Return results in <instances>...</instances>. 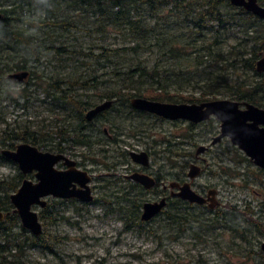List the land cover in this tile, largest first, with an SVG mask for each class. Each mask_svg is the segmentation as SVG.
I'll use <instances>...</instances> for the list:
<instances>
[{
    "label": "rangeland",
    "instance_id": "obj_1",
    "mask_svg": "<svg viewBox=\"0 0 264 264\" xmlns=\"http://www.w3.org/2000/svg\"><path fill=\"white\" fill-rule=\"evenodd\" d=\"M178 1L181 3L178 10L168 6L159 13L151 12L150 26L156 27L159 32L166 23L178 25L180 32L187 37V43L195 42V46L185 47L189 58H201L206 52L205 48L216 41V47L212 50L220 55L213 56L209 62L204 60L206 63L200 66L192 63L190 67L183 65L174 69L176 73L181 69L182 74H190L194 80L200 81L182 85L181 88L172 85L170 93L198 98L211 90L218 94L215 100H228L224 95L227 91L225 83L253 84L256 78L252 72L241 70L238 64L232 65L233 57L229 56L231 47L243 44L244 35L240 25L238 27L230 21L227 26L220 27L212 20L201 22L188 11L185 0ZM176 2L172 0L173 4ZM190 2L197 5L195 0ZM258 4L264 7V2ZM3 10L7 11L10 20L8 28L23 30L25 34L38 37L46 45L58 49L57 52L49 50L44 53L40 65L29 59L27 70L33 75H28L21 82H8L5 76L0 77V131L8 127L16 131L28 129L35 132L46 144V148H41L42 152H48L58 143L56 133L59 127L63 131H73L79 124L72 114L76 111L67 100L61 101L66 103L62 107L46 95L55 94L50 87L52 81L60 79L66 82L72 76L74 82L78 80V84L73 86L78 99L98 105L109 101L99 100L98 94L123 88L122 75L117 77L114 73L125 72L127 62L150 60L152 66L164 53L151 44V51L140 48L138 56L124 51L115 54L114 51L119 48L133 47L134 38L132 35L122 36L115 28L107 27L106 20L98 12L82 5L80 0H47L46 3L40 0L23 3L0 0V12ZM148 16V13H144V17ZM20 18L29 22L21 23L17 20ZM182 19L183 23L180 24ZM63 26L66 27L63 29ZM103 49L109 50V53L103 52ZM170 72L173 75V71ZM92 74L97 77V82H89L90 86L81 87L80 82L89 80ZM214 78L221 85L213 88L207 86L206 81ZM70 87L68 83L63 84V88ZM140 87L143 90L149 88L148 85ZM1 92L6 93L7 99L3 98ZM54 96L58 97L59 94ZM110 108L106 110L107 114L91 121L90 127L84 130L91 142L88 146L72 147V142L68 140L62 143L64 148L72 147L66 156L94 178L90 184L96 188L94 201L90 204L77 201L54 204L48 201L47 208L54 207L53 213L58 215L55 216L64 218L61 222L52 223L39 218L45 244L52 247V253L30 248L26 238L32 235L22 228L18 220L13 233L25 243L23 240L17 243L21 249L17 252L11 250V254L26 264H264V258L260 255V244L264 238L253 227L245 225L248 232L245 235L247 241H244L227 229L229 219L223 218L217 219L218 226L214 228L211 223L206 229L209 232L195 227L193 231L196 236L184 232L174 239L171 234L176 228L172 231L164 222L165 214L173 205L166 207V213L153 221L143 223L140 220L141 209L137 220L131 213L132 205L119 199L123 190L132 185L124 178L125 168H138L131 162L128 153L145 151L150 157V167L146 173L157 181L163 184L185 182L188 167L194 163L203 172L193 181V189L198 193L216 190L220 214H227L231 218L232 214L245 213L244 218L249 222L259 219L264 211V170L253 166L227 139L200 154L198 159L195 156L197 148L208 146L218 132V121L211 119L209 124L193 125L185 121L163 120L136 111L130 105L121 106V103H114ZM19 144L22 143H16ZM18 173L20 171L15 163L0 162V182L16 184L14 178ZM26 178L33 180L29 176ZM134 195L142 206L144 202L157 201L164 194L161 186H158L151 191L131 189V196ZM32 210L39 217L43 211L38 207ZM191 210L195 214L202 212L197 208ZM208 217L213 218L212 215Z\"/></svg>",
    "mask_w": 264,
    "mask_h": 264
},
{
    "label": "trees",
    "instance_id": "obj_2",
    "mask_svg": "<svg viewBox=\"0 0 264 264\" xmlns=\"http://www.w3.org/2000/svg\"><path fill=\"white\" fill-rule=\"evenodd\" d=\"M16 1L23 3L28 0ZM167 1L168 0H80L82 5L98 12V15L106 20L107 27L115 28V30L122 36L132 35L134 38L135 45L133 47L128 49L119 48L114 51L115 54L118 55L119 51H124L127 53L131 52L129 54L138 56V50L140 48L141 50L149 49L151 51V44H154L155 47L159 48L162 53L164 51L161 58L152 66L150 60L139 59L137 63H133L132 61L127 62L125 72L114 73L117 77L122 75V78L120 79L123 88L119 90L110 89L102 94H98L99 100L105 99L112 101V104L121 103V106H128L130 100L135 97L172 104H198L216 99V95L218 94L211 90L210 93L203 94L198 98L194 96H181L178 93H170L169 88H171L172 85H177V87L181 88L182 85H190L192 83H199L200 81L196 79L194 80V77L190 74H182L181 69L178 70V73H176L174 69L180 68L183 65L190 67L192 63H196L197 66H200L212 60L213 56L220 54H218V52L214 54V51L212 50L216 47V41L214 45L212 44L205 48L206 52L201 58H199L200 56L189 58L185 47L195 46V42L189 45L186 40L187 37L185 38V34L180 32L177 27L178 25H168L166 23L159 32L155 29L156 27H151V12L155 13L158 11L159 13L168 6H172L175 10L181 8V3L178 0L175 4L172 3V0H169V2ZM185 1L187 9L191 15L194 18H198L201 22L204 20H212L220 27L227 26L230 21L235 22L238 27L240 25V30L244 35V39L242 40L243 44L238 47H231L229 53V56L233 57L231 64H238L241 67V70L248 73L252 72L256 79H254L253 84L243 83L230 85L225 83L224 86L226 85L225 87L227 91H225L224 95L228 100L249 103L264 109V73H257L255 69L257 60L262 54H264V21L259 20L243 9L233 7L228 0H195L197 5H191L190 1L194 0ZM257 2H264V0H257ZM192 6H195V8H192ZM224 10H228V12L224 13ZM144 13H148V18L144 17ZM183 19L179 22L180 24L183 23ZM17 20L21 23L29 22L25 18ZM9 21L7 11H1L0 22L3 23L4 29L0 30V77H6L11 73L22 71H27L30 77L33 74L31 71L27 70L28 60L32 59L40 65V59L44 53L49 52V50L57 52L58 49L51 48L38 37H34L31 34L27 35L28 33L25 34L23 30L8 28L7 25ZM65 27L66 26H63L62 28L64 29ZM103 52L109 53V50L103 49ZM158 52L160 51L158 50ZM21 53L23 55H20ZM199 59H201L200 62ZM204 60H206L205 63L203 62ZM170 71H173V75ZM168 73H170V75H168ZM91 77L92 78L87 81L80 82L81 87H88L90 86L89 84L97 82V77L94 74H92ZM77 79L78 78H76V80ZM73 80L75 79L70 76L66 82L60 79L52 81L50 87L55 91V94L50 95L49 93H46L47 96L52 97L53 102L62 107L66 103H62L61 101L67 100L75 109L76 113L74 112L72 114L78 119L79 123L73 131H68L66 129L63 131V128L59 127V130L56 133L57 137H59V141L52 148L47 150L50 153L68 154L73 146H88V144L91 143L88 140V136L84 134V130L89 123L83 125L86 123L83 114L94 105H92L90 101L87 102L78 99L79 96L75 94L76 90L73 89V86L78 84V80L76 82ZM216 80L217 79L215 78L207 80V86L213 88L221 85ZM6 81L9 82L10 80L6 79ZM223 81L225 82V80ZM147 82L148 84H146ZM64 83H68V85L71 86V89L63 88ZM142 85H148L149 88L143 90L140 87ZM153 86H155V88H153ZM24 92H26V90H24ZM1 93H3V98L7 99L6 93ZM57 93L59 96H54ZM67 93H72V95ZM104 114H107V112H102L100 118L104 116ZM19 130L20 131H16L7 127L0 131V162L11 163V161L1 155V151L5 149L13 150L16 143L29 144L36 147L38 150L46 148V144L41 142V137H37L35 132H29L28 129ZM67 140L72 142V147H62V143H67ZM243 159L244 161H247L245 158ZM14 179L17 181L16 184H14V182L8 184L0 182V212L8 214L5 220L0 223V264H26L23 260H18L11 254V250L17 252L21 249V246L16 244L23 240H19L20 237L13 233V228L19 219L16 214L11 213L13 207L10 204L9 196L11 195L10 192H15L17 190L19 182L22 181L21 174L18 173ZM137 205L138 208L141 207L140 203ZM172 205L173 207L169 212L166 213L165 210H163L161 214L166 213L164 222L168 229L173 231V229L176 228V231L171 234L174 239L178 238L179 235L184 232H190L193 233V236H196V233L193 231V228L195 227L199 229L201 228L202 231L209 232L206 230L209 228H204L202 225L201 219L198 217L199 213L195 214L188 206L177 200L170 201L167 207ZM46 208L40 213V219H43V221L48 219L49 223L61 222L64 220V218H59L57 217V214L53 213L54 207L49 206L47 209ZM131 213L133 216H136L137 220H139L138 212L134 211L133 206ZM244 214L245 213L235 214V218L239 220L241 224H245V221L243 220ZM226 215L227 214H219L220 217H225V219H227ZM226 227L228 230L230 229L228 224ZM244 228L245 226L242 225L241 229ZM233 231L238 235V226L233 228ZM43 236L44 233L39 237L30 236L28 239L26 238V241L30 243V248L47 250L52 253V247L45 244L46 240ZM239 236H241V234H239ZM23 242L25 243V240H23Z\"/></svg>",
    "mask_w": 264,
    "mask_h": 264
},
{
    "label": "water",
    "instance_id": "obj_3",
    "mask_svg": "<svg viewBox=\"0 0 264 264\" xmlns=\"http://www.w3.org/2000/svg\"><path fill=\"white\" fill-rule=\"evenodd\" d=\"M235 7L250 13L259 20L264 21V7L257 0H228ZM257 73H264V57H261L255 65ZM27 71L11 73L6 76L7 80L21 82L28 77ZM112 101H105L97 105L85 115L87 121H91L97 115L109 109ZM132 109L148 113L168 121H185L190 124H200L211 118L219 123V134L213 139L212 145L227 139L238 148L244 156L259 169H264V109L249 103H240L231 100H211L198 104H172L161 103L144 98L135 97L129 102ZM205 148L201 147L198 152ZM1 155L15 163L20 172L26 176L33 174L35 182L24 179L19 189L9 196L14 214L19 219L21 226L29 231L34 237L42 233V225L38 214L33 207L44 208L46 197L58 199L76 198L81 202H90V190L87 183L90 181L86 172L78 170L73 160L61 154L42 152L29 144H19L13 150H2ZM130 159L143 167L149 165L148 156L145 152H130ZM59 162L67 167L66 171L56 168ZM199 175L198 167L191 165L188 176L193 179ZM131 179L144 188H153L155 180L144 174L135 173ZM73 183H77L80 189H76ZM170 189H178L174 196L187 201L202 205L204 198L193 192L189 184L179 186L170 183ZM214 194V192H212ZM166 200L145 203L141 219L148 221L158 216L165 208ZM5 214L0 212V222ZM264 251V245L262 246Z\"/></svg>",
    "mask_w": 264,
    "mask_h": 264
},
{
    "label": "flooded vegetation",
    "instance_id": "obj_4",
    "mask_svg": "<svg viewBox=\"0 0 264 264\" xmlns=\"http://www.w3.org/2000/svg\"><path fill=\"white\" fill-rule=\"evenodd\" d=\"M260 59V58H259ZM258 59V60H259ZM257 60V61H258ZM101 104V103H100ZM99 105V104H98ZM97 105H94L93 107H91V109H89L88 111H90V110H92L93 108H95ZM108 110V109H107ZM88 111H86V113L88 112ZM104 112H106V110L104 111ZM86 113H85V115H86ZM85 115H84V119H85ZM97 118H100V114L99 115H97L95 118H93L91 121H93L94 119H97ZM211 119H215V118H211ZM211 119H209V120H211ZM86 120V119H85ZM208 120V121H209ZM216 120V119H215ZM91 121H87L86 120V122L87 123H91ZM202 123H204V122H202ZM87 125L86 126V128L87 127H90V125ZM201 124V123H200ZM198 125V124H197ZM218 129H219V124H218ZM218 134H219V130H218V132L216 133V135L211 139V142H210V144L208 145V146H200V147H198L197 148V150H196V153H195V156H196V158L198 159V157H199V155L200 154H203V153H205V152H207V151H209L210 150V148L211 147H213V146H215L216 144H220L222 141L223 142H225V140L226 139H222L220 142H218V143H216V144H214V145H212V141H213V139L214 138H216L217 136H218ZM89 145V144H88ZM73 147H75V146H73ZM201 147H203V148H205L202 152H198L197 153V151L201 148ZM132 152V151H131ZM143 152H145V151H143ZM130 153V152H129ZM129 153H128V157H129ZM146 154H147V156H148V160L150 159V157H149V155H148V153L147 152H145ZM54 154H56V153H54ZM61 155H64L65 157H67L66 156V154H61ZM68 158V157H67ZM130 158V157H129ZM70 159V158H69ZM70 160H72V159H70ZM131 160V159H130ZM249 161V160H248ZM75 162V161H74ZM131 162L134 164V166H136V167H138V168H135V167H132V166H130V167H126L125 168V176H124V178L126 179V180H129V181H131V183H132V185L130 186V187H128V188H126V191H124L123 190V193H121V196H120V202H122V201H125V202H127V203H130L132 206H133V209H134V211H137L138 212V215H139V209H141L140 210V220L143 222V223H148V222H150V221H153L155 218H157L158 216H156V217H154L153 219H150V220H148V221H143L142 219H141V217H142V215H143V212H144V210H143V205L145 204V203H151V202H144V203H142V206H141V208H138L137 206V204H139V201L140 200H138L137 199V196L136 195H134V196H131V189H134V188H138V189H142V190H144V191H151V190H154L155 188H157L158 186H161V188H162V190H163V196L162 197H160L157 201H154V202H159L161 199H165L166 200V206H165V208L168 206V204H169V202L170 201H172V200H177V201H179V202H182L184 205H186V206H188L189 207V209H195V208H197L198 210H200V211H202V212H200L199 214H198V217H199V219H201V222H202V225L204 226V228L206 227H209L210 226V224L212 223V225H211V227L212 228H214V227H216V226H218V220L217 219H223L222 217H220L219 216V214H220V209H219V207H220V203H219V201L217 200V191L216 190H214V189H208L205 193H203V192H200V193H198L197 191H195L194 189H193V186H192V183H193V181L195 180V178H197V177H199L200 175H201V173L203 172V169L200 167V166H198V165H196V164H194V163H191L190 165H189V167H188V172H187V174H186V177H187V180L185 181V182H169L168 184H163V183H161V182H159V181H157L155 178H153L150 174H148V173H146L147 172V170H148V168L150 167L149 165H150V160H149V165L147 166V167H143V166H141V165H139V164H136V163H134L132 160H131ZM250 162V161H249ZM76 163V162H75ZM191 165H194V166H196V167H198V169H199V175L197 176V177H195V178H193V179H191L189 176H188V173H189V168H190V166ZM253 165V164H252ZM254 166V165H253ZM78 170H81V171H84V172H86L87 173V175L89 176V178H90V181L87 183V186H88V188H89V190H90V196L92 197V200L90 201V202H81L80 200H78V199H76V198H70V199H58V198H54V197H46L45 199H43V200H45V202H46V206L44 207V208H40V207H38L39 209H41V211L42 210H44L47 206H48V201H51V202H53L54 204L56 203V202H63V201H69V202H80V203H82V204H90V203H92L93 201H94V195H93V192L95 191V187H91V183H92V181L94 180V178L92 177V175H90L89 174V172H87L86 170H82V169H80L79 168V166H78V164H76V166H75ZM56 168L58 169V170H61V171H66L67 170V167L66 166H64V164H63V162H59L57 165H56ZM257 168V167H256ZM259 169V168H258ZM259 170H264V169H259ZM20 171V170H19ZM135 173H138V174H144V175H147V176H149V177H152L154 180H155V186L151 189V188H144L142 185H140V184H138V183H136V182H134L132 179H131V176H133ZM20 174H21V176H22V181H21V183H20V185L18 186V188H17V190L19 189V187L22 185V182H23V180L24 179H27L26 177L27 176H29V177H31V179H33V180H30V181H32V182H35V180H34V177H33V174H28V175H26V176H24L21 172H20ZM28 180V179H27ZM170 183H177L179 186H182V185H184V184H189V186H190V188H191V190L193 191V192H195L196 194H198L199 196H201L202 198H204L205 200H206V202L204 203V204H202V205H199V204H196V203H189V202H187V201H184V200H182V199H180V198H178V197H176V196H174V194L176 193V192H178V189L177 188H175V189H170L169 188V184ZM73 186L76 188V189H80V186L77 184V183H73ZM16 190V191H17ZM15 191V192H16ZM14 192V193H15ZM212 192H214V194L212 193ZM136 205V206H135ZM12 206V205H11ZM13 207V206H12ZM164 208V209H165ZM218 209V210H217ZM13 210H14V208L12 209V214H14V212H13ZM216 210V211H215ZM3 213V212H2ZM3 214H5V213H3ZM8 214L6 213L5 214V218H6V216H7ZM209 215H212V217L213 218H209L208 216ZM39 217V216H38ZM198 217H197V219H198ZM5 218L3 219V221L5 220ZM40 218V217H39ZM227 219H229V221H228V225H229V227H230V229H229V231H233V228H236L237 226H238V228H239V231H238V235L237 236H239V234H241V236H242V238H241V236H239L242 240H244V241H247V238H246V232H248V230L247 229H241V227H242V225H248L249 227H253L256 231H258V233H259V235L261 236V237H263L264 238V211H263V215L262 216H260V218L259 219H255L253 222H249V220H245V218L243 219L244 221H245V224H241L240 222H239V220H237L236 218H235V214H232L231 215V218L230 217H226ZM18 219H19V217H18ZM263 219V220H262ZM224 220H225V217H224ZM262 220V221H261ZM3 221H1V222H3ZM19 221H20V219H19ZM0 222V223H1ZM40 222V221H39ZM41 223V222H40ZM42 225V224H41ZM23 228V227H22ZM24 229V228H23ZM234 232V231H233ZM43 234V229H42V233H41V235ZM234 234H236L235 232H234ZM32 235V234H31ZM40 235V236H41ZM33 236V235H32ZM264 245V241L263 242H261V244H260V255L262 256V258H264V251L262 250V246Z\"/></svg>",
    "mask_w": 264,
    "mask_h": 264
},
{
    "label": "clouds",
    "instance_id": "obj_5",
    "mask_svg": "<svg viewBox=\"0 0 264 264\" xmlns=\"http://www.w3.org/2000/svg\"><path fill=\"white\" fill-rule=\"evenodd\" d=\"M40 2L46 3L47 0H40ZM3 29H4V25L2 22H0V30H3Z\"/></svg>",
    "mask_w": 264,
    "mask_h": 264
}]
</instances>
